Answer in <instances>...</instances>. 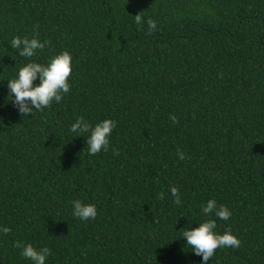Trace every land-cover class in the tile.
I'll list each match as a JSON object with an SVG mask.
<instances>
[{"label": "trees", "instance_id": "1", "mask_svg": "<svg viewBox=\"0 0 264 264\" xmlns=\"http://www.w3.org/2000/svg\"><path fill=\"white\" fill-rule=\"evenodd\" d=\"M15 36L49 44L22 57ZM63 51L70 92L23 116L8 80ZM78 117L117 122L107 151L88 154ZM208 219L241 241L208 264H264V0H0V264H32L16 241L46 264H201L180 236Z\"/></svg>", "mask_w": 264, "mask_h": 264}, {"label": "clouds", "instance_id": "2", "mask_svg": "<svg viewBox=\"0 0 264 264\" xmlns=\"http://www.w3.org/2000/svg\"><path fill=\"white\" fill-rule=\"evenodd\" d=\"M137 25H142L144 19L141 12L135 15ZM148 34L151 35L157 31L156 22L147 19ZM49 44L48 41L41 42L36 37L29 39L27 36H15L10 46L13 49H20L19 55L22 57L31 58L37 54V50L43 49ZM72 74V56L68 51H63L52 57L47 65L29 62L19 69L18 78L8 80L9 96L14 95V104L18 107L19 112L23 116L29 113L33 114L34 110H42L51 106L53 101L61 102L63 96L70 92L71 85L69 77ZM39 76L40 83L34 86V81ZM170 119L173 123H178V118L174 114H170ZM117 122L112 119H104L92 127L83 117H78L75 123L71 125L70 131L80 136L84 133H90L87 136L88 154L96 155L102 150L107 151L110 145V136L116 128ZM115 154H119L117 149H113ZM178 157L185 158V153L178 149ZM171 195L175 204H181L179 189L172 186ZM159 199H164V194H158ZM73 215L82 220L95 219L98 215L97 208L94 204L84 203L77 199L72 202ZM202 213L205 216L212 214L220 220L227 221L231 218V210L221 204L217 205L215 199H209L202 207ZM217 223L215 219H208L200 223L195 228H189L181 233L180 237L186 238L187 245L191 247L196 255L202 256L201 264H208V261L213 258L217 249L232 247L239 248L241 246L240 239L232 234L231 230L220 234L215 231ZM7 234L11 231L9 227L0 229ZM16 248H22L21 255L32 261V264H46L47 258L50 255V249L47 247L37 249L31 243L23 244L21 241H16Z\"/></svg>", "mask_w": 264, "mask_h": 264}]
</instances>
